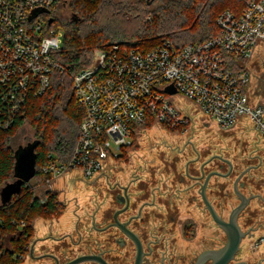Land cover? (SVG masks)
<instances>
[{
  "label": "built area",
  "instance_id": "1",
  "mask_svg": "<svg viewBox=\"0 0 264 264\" xmlns=\"http://www.w3.org/2000/svg\"><path fill=\"white\" fill-rule=\"evenodd\" d=\"M59 1L0 0L2 132L11 129L27 105L47 91L53 71L60 69L55 53L62 47L63 33L48 24L50 10ZM39 10L47 12L34 15ZM216 26L215 37L180 48L163 41L153 47L115 43L93 49L90 65L72 80L84 113L79 135L68 158L47 156L41 169L45 184L50 186L72 171L92 178L130 146L137 128L153 121L182 132L192 123L194 112L222 131L246 117L264 142V103H251L250 73L239 64L264 54V0H249L238 15L222 11ZM170 86L175 94L166 92ZM178 100L197 111H183ZM4 225L0 216V229ZM259 241L264 243V232ZM25 249L28 252L29 247Z\"/></svg>",
  "mask_w": 264,
  "mask_h": 264
},
{
  "label": "flooded vegetation",
  "instance_id": "2",
  "mask_svg": "<svg viewBox=\"0 0 264 264\" xmlns=\"http://www.w3.org/2000/svg\"><path fill=\"white\" fill-rule=\"evenodd\" d=\"M178 136L185 141L147 146L140 150L143 156L133 151L123 160H108L92 178H82L84 188L74 196L69 189L62 198L53 191L62 210L74 213L78 237L55 238V246L42 248L30 262L52 264L55 257L66 264L99 255L107 264H134L139 249L141 264H212L215 253L227 243L212 211L227 223L231 211L244 200L236 218L243 234L239 249L243 239L264 232V180L257 178L261 169L264 176V162L258 147L250 153L251 162L239 169L228 159L211 155L210 148L198 150L191 131ZM229 180L237 204L227 211ZM239 249L229 264H238L233 261Z\"/></svg>",
  "mask_w": 264,
  "mask_h": 264
},
{
  "label": "trees",
  "instance_id": "3",
  "mask_svg": "<svg viewBox=\"0 0 264 264\" xmlns=\"http://www.w3.org/2000/svg\"><path fill=\"white\" fill-rule=\"evenodd\" d=\"M60 2L50 10L49 25L63 31L62 47L55 53L63 72L53 71L47 91L27 105L11 129L0 131V188L14 180L15 150L10 142L24 124H30L41 140H34L38 142L34 178L45 184L41 169L49 154L68 158L84 114L75 99L72 80L90 65L93 49L115 43L153 47L169 41L177 48L203 43L218 35L217 16L224 10L240 14L245 0H166L153 8L148 0H70L67 20L60 15L51 17ZM61 211L48 187L39 196L28 184L7 204H1L5 225L0 229V264H20L33 234V221L58 217ZM20 222L25 226H19Z\"/></svg>",
  "mask_w": 264,
  "mask_h": 264
},
{
  "label": "rangeland",
  "instance_id": "4",
  "mask_svg": "<svg viewBox=\"0 0 264 264\" xmlns=\"http://www.w3.org/2000/svg\"><path fill=\"white\" fill-rule=\"evenodd\" d=\"M69 1L70 0H61V2L57 5V8L55 9V13L53 12L51 17H57L60 15V17L63 16L66 20L69 19ZM117 1L120 0H115V3H117ZM149 1L150 0H148V2ZM153 1H151V3L149 4V7L152 6L153 8L155 6L163 4V2L166 0H159L158 2ZM248 1L249 0H245V2L243 3L244 7ZM62 5H64L63 8ZM60 31L63 33L62 30ZM239 64L242 68L247 69L250 73L251 79L250 84L248 85V95L251 103L253 105L264 103V54L257 53L251 60H244ZM177 104H179V108L183 111H197V109L192 105L185 106L182 100H178ZM194 114L195 115L192 119V123L186 125L183 128L182 132L186 133L188 131H191V135L193 136L192 140L198 150L210 148L211 155L224 157L231 161L234 166L237 165L236 167L242 169L251 162L250 160L252 158H249L251 156V151L255 150L256 147H258L259 154L257 153V151L256 153L258 155H261L259 157H263L264 162V142L257 135L251 120L245 117L237 122L230 130L222 131L216 126L214 122H212L207 117H202V115H200L198 112H194ZM64 126L65 125H63L62 127ZM175 132L177 131L167 130L163 127H160L156 122L150 121L147 124L141 126L139 129L137 128L135 130V133L131 136L130 139V146L122 149L120 156L117 158H113V160H123L128 157V154L130 152L133 151H136V153L139 152V156H143L140 150L147 146L155 147V145L175 142L174 140L180 142L185 141L183 136H178V133H180L181 131L178 133ZM176 137L179 138V140H177ZM36 139L40 140V137H38L33 127L30 124H24L13 136V139L10 142V148L12 150H16L18 147H24L28 143ZM46 145L47 147L49 146L48 143H46ZM257 172V178L260 179L261 177H263L261 179L264 180L263 170L261 169ZM11 181L13 180L11 179L10 182ZM83 182L84 181L82 179V176L78 172L72 171L53 181L50 186H46L44 183L42 184L41 181L37 178H33L27 184L33 187L36 194L39 196L46 187H51V189L58 192L60 198H62L65 191L68 189L69 195H76L77 190H79L80 188H84L82 185ZM228 188L229 193L227 199V211H230V209L234 208L237 204V199L235 195H233L234 193L232 191V180L228 181ZM259 212L261 214L263 213L262 208L259 209ZM63 220L64 219L59 222L60 225L63 223ZM257 221L258 223L262 224L263 220L259 221L257 217ZM41 223H43V221H41V219H38L33 223V227L35 229H39L41 227ZM262 232H259L253 239L246 238L242 240L239 252L235 258V261H233L234 263L238 262V264H264V243H260L259 241ZM27 253L23 256L22 263L32 264L28 259Z\"/></svg>",
  "mask_w": 264,
  "mask_h": 264
},
{
  "label": "water",
  "instance_id": "5",
  "mask_svg": "<svg viewBox=\"0 0 264 264\" xmlns=\"http://www.w3.org/2000/svg\"><path fill=\"white\" fill-rule=\"evenodd\" d=\"M151 1L153 0H150L148 3L150 4ZM40 12H47V11L39 10L34 15ZM51 23H52V19H49L48 24H51ZM166 92L170 95L176 93L175 89L171 86L166 88ZM37 145H38L37 141H32L24 147H18L14 151V159H15L14 167H13L14 180L1 187L0 189V203L1 204H7L13 196L19 195L21 193L22 187L25 184L29 183L34 178L36 174L35 149ZM234 190H235V193L239 195L236 190V185L234 186ZM239 197L242 198L241 195H239ZM245 204H246V200L242 201L241 204H239L237 207H235L231 211L229 215V220L227 223L220 222L212 211L213 219L221 225V227L227 234V243L219 252L215 253V255L213 256L212 264H229L233 260L234 255L237 253L239 249V243L241 241V238L243 237V234L239 231L237 227L236 218H237L238 213L244 208ZM117 228L119 227L117 226ZM120 228L123 229V226H120ZM36 243H37V240H35L29 246L28 256L31 258H33V252H34V247ZM140 257L141 256H140L139 249H138L134 264H141ZM52 259H53L52 264H60L57 258L52 257ZM85 262H95L97 264H107L99 255L81 256V257H78L76 259H73L67 262L66 264H81ZM241 264H245V263H241Z\"/></svg>",
  "mask_w": 264,
  "mask_h": 264
},
{
  "label": "crops",
  "instance_id": "6",
  "mask_svg": "<svg viewBox=\"0 0 264 264\" xmlns=\"http://www.w3.org/2000/svg\"><path fill=\"white\" fill-rule=\"evenodd\" d=\"M83 178V177H82ZM48 190L51 192H53L54 190L50 188H48ZM67 197H68V193H66ZM60 198V196H59ZM75 214H80L79 213H75ZM40 220L43 221V223H41V227L38 229H35L33 227V223L36 220ZM63 220V223L60 225L59 222ZM32 223V228H33V234L32 237L29 241V246L35 241L37 240V243L34 247V252L33 254H38L39 252H41V249L46 247V248H52L53 246H55V238L59 237V236H63V235H68L72 240L75 238L77 239V235L79 233V229L77 227V220L74 217V213L72 212V210H69L68 208H63V210L61 211L60 215H59V219L56 221H53L52 223H50L49 221L43 219V218H37L33 221ZM77 243V241L75 242ZM29 253H27L28 255ZM29 261L32 259L31 257L28 256ZM20 264H24L21 263Z\"/></svg>",
  "mask_w": 264,
  "mask_h": 264
}]
</instances>
